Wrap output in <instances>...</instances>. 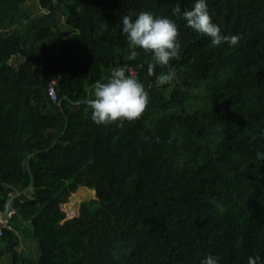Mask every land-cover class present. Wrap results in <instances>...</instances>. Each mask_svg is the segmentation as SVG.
<instances>
[{"label":"trees","instance_id":"16d2710c","mask_svg":"<svg viewBox=\"0 0 264 264\" xmlns=\"http://www.w3.org/2000/svg\"><path fill=\"white\" fill-rule=\"evenodd\" d=\"M34 2L0 0V213L13 209L0 264L264 259V0H208L222 32L241 36L236 48L171 16L193 0ZM141 11L176 20L180 85L155 87L166 69L150 75V54L129 59L121 17ZM121 66L149 103L136 121L97 125L87 100ZM80 186L94 198L67 217Z\"/></svg>","mask_w":264,"mask_h":264},{"label":"clouds","instance_id":"9594fccd","mask_svg":"<svg viewBox=\"0 0 264 264\" xmlns=\"http://www.w3.org/2000/svg\"><path fill=\"white\" fill-rule=\"evenodd\" d=\"M171 16L183 20L185 27L207 37L212 47L227 45L229 48H236L241 41L239 34L226 35L213 22L208 0H193L192 7L183 10L178 3L171 9ZM120 30L131 53L129 59H136L139 49L150 54V75L154 68L166 69L156 75V88L173 82L181 84L172 64V61L180 57L181 49L176 20L168 16H156L151 11L129 13L121 17ZM148 103L149 93L144 84L128 74L123 66L114 68L104 81H97L93 87L92 98L87 100L92 121L105 126L116 122H119L118 126H122L125 121L140 119ZM256 160L259 163L264 162V151L256 153ZM200 264H220V261L218 257L208 254L200 260ZM247 264H264V259L260 255L249 256Z\"/></svg>","mask_w":264,"mask_h":264},{"label":"rangeland","instance_id":"374dc122","mask_svg":"<svg viewBox=\"0 0 264 264\" xmlns=\"http://www.w3.org/2000/svg\"><path fill=\"white\" fill-rule=\"evenodd\" d=\"M34 6L35 9H41L38 3V0H35ZM94 198V192L91 189L80 186L77 190L69 196V201L62 205L63 210L66 213L67 217L73 216L76 214L78 205L82 200ZM20 247H18L19 249ZM20 251L24 254L25 257L36 261L37 258V248L34 242H26Z\"/></svg>","mask_w":264,"mask_h":264},{"label":"built area","instance_id":"2783aa9c","mask_svg":"<svg viewBox=\"0 0 264 264\" xmlns=\"http://www.w3.org/2000/svg\"><path fill=\"white\" fill-rule=\"evenodd\" d=\"M127 72L133 76L136 75V69L130 66L126 67ZM55 82L56 80L54 78H51L48 81L47 84V95L50 97V99L53 102H59V99L57 98L56 92H55ZM13 213V209L5 210L4 213H0V235L2 233V229H8L10 230L12 228L11 224L9 223V218Z\"/></svg>","mask_w":264,"mask_h":264},{"label":"water","instance_id":"95a60500","mask_svg":"<svg viewBox=\"0 0 264 264\" xmlns=\"http://www.w3.org/2000/svg\"><path fill=\"white\" fill-rule=\"evenodd\" d=\"M9 195L11 194V192L8 193Z\"/></svg>","mask_w":264,"mask_h":264},{"label":"crops","instance_id":"0c3cea01","mask_svg":"<svg viewBox=\"0 0 264 264\" xmlns=\"http://www.w3.org/2000/svg\"><path fill=\"white\" fill-rule=\"evenodd\" d=\"M30 192V191H29Z\"/></svg>","mask_w":264,"mask_h":264}]
</instances>
